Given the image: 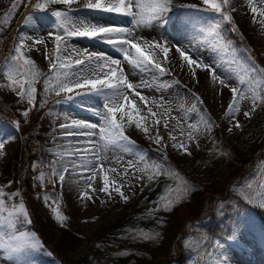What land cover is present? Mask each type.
<instances>
[{"label":"rangeland","instance_id":"374dc122","mask_svg":"<svg viewBox=\"0 0 264 264\" xmlns=\"http://www.w3.org/2000/svg\"><path fill=\"white\" fill-rule=\"evenodd\" d=\"M13 3H17V0H0V46L1 39L7 36L14 25L7 55L0 62V100L8 106V108L0 106V134L2 138H6L4 148L0 149V168L6 163H16L19 159L20 145L14 126L17 122L24 121L26 117L23 112L30 111L32 108L27 103V99L20 101L18 87L16 91L9 87L7 72L11 63L10 58L15 55L12 49L18 45L21 34H28L45 41L44 44H39L43 48H37L31 40H28L29 47L22 49L25 56L34 61L37 70L41 73L34 85L37 90V106L41 107L33 134L37 150L35 153L38 157L28 164V167L33 170L31 175L33 197L25 206L29 214L34 210L33 212L42 218L44 224L39 227L40 231L32 229L27 223L22 226V230L35 233L43 245L42 248H37L32 252L35 264H62L56 256L50 253L43 241L44 239L48 246L54 244L61 233V228H67L74 233L72 255L81 257V264H112L119 258L132 260L135 255H141L143 250L142 246H139L141 243H133L134 241L156 240L160 236V224L167 212L158 205L160 198L168 196L169 190H172L171 195L175 197V190L182 188L185 182L192 186L203 183L202 178H196L192 173L186 176L159 159L158 155L164 154L162 149H170L180 160L185 171L194 172L200 169L202 152L208 148L213 131H217L235 149L244 148L253 143L257 145V149L264 141V104L258 106L248 119L243 116V112L251 108V102L247 99L241 101V112L237 114L236 119L241 123L242 129H236L235 121L230 122L229 119H225V111L231 102L230 88L223 87L218 80L213 81L209 72L203 68H196L195 65L192 69L188 68V65H184L187 62L179 57L178 52H169L168 61L163 63V66L169 70L168 73L158 76L157 80L153 81L152 73H141L134 70L126 61H123L122 55L111 45L98 39L71 37L68 38L69 45L78 50L103 53L106 56L120 59L124 72L132 83L139 84L143 79L153 85L150 88L141 87L137 90L149 98L148 106L157 113L156 117H152L147 112V108L143 106V102L139 101L138 97H132L131 93L129 96L135 99L137 106L141 109V116L147 117V123L152 125L149 135L155 136L158 127L160 135L164 137L162 143L167 144L166 148L158 146L149 139V135L136 129L134 124L127 126L125 134L135 142L136 146L133 152L125 153L116 149L106 153L108 161L105 163V169L109 166L115 167L119 174L101 172L97 169L95 179L86 181V177L91 173L74 167V165H78L79 157L85 155L79 150L86 146L90 147L85 143L88 138L63 136L62 133L65 130L59 128V125L70 124L72 120L99 123V118L95 113L102 109L103 99L89 94L78 96L74 101L65 103L63 102L64 93L56 96L52 92L45 94L43 91L44 80L47 75L51 74L49 57L54 58V35L50 36L49 33L62 34L55 25V18L51 16V12L64 10L68 6L48 4L46 8L41 9L35 4H44L45 0H20L17 9L13 11ZM84 4L76 2L71 6V14L74 18L98 26H131L129 18L115 13L86 9L83 7ZM253 4L257 8H264V0H253ZM185 5H196L197 8L203 10L196 11L184 7ZM227 10L233 17L235 31L239 38H242L257 55V63L264 66V24L260 22L264 20V17L256 14V22H253V13L248 0H231V5ZM6 16L8 23H4ZM170 16V22L165 27L143 28L135 35L148 41L158 40L161 43L168 42L167 40L170 39L174 46H183L188 49L193 58L202 60L204 64H212L219 75H231L232 78L227 81L230 86H239L247 91L249 80L247 67L252 62L243 51V46L236 40L231 30L232 24L220 21L224 39L212 34L210 25L220 20V17L212 9L203 5V0H173V10ZM26 17L32 18L27 24L25 23ZM185 19H190L191 24H183L182 21ZM171 43L168 42L169 45ZM63 55H68V53H63ZM159 55L163 60L162 54ZM75 58L77 57L73 56V59ZM193 69L195 77H193ZM241 76L245 79L244 84H239ZM161 85L170 86L165 88L160 87ZM158 87L160 90H157ZM259 88L264 91V83ZM197 96L202 103L196 99ZM152 98L156 101L163 98L164 105L158 108L151 102ZM57 101L60 102L57 103ZM193 106H195L194 110ZM129 108L130 106H127L125 111ZM165 109H170V112L166 113ZM120 115L118 112V120ZM173 117L179 119V125L177 119ZM208 117H211V122H214L211 130L203 135L194 133L196 141H188L187 133L191 131L188 125L197 124L203 129L202 121ZM156 119L160 120L158 126L154 124ZM165 120L168 123L167 128L164 127ZM124 123L127 125L126 116ZM229 127L232 128L231 132L227 131ZM170 132L177 137V141H183L188 145L191 155L172 147L174 141L169 139ZM92 139L97 140L98 137H92ZM196 142L199 147H196ZM262 149L260 147L258 151ZM139 150H143L144 160L142 161L137 155ZM213 152L212 156L217 160L216 175L224 176L227 170L224 165L226 156L223 153L221 156L217 150ZM114 157H120L119 164L113 163ZM128 161H133L135 167L130 168L128 174L124 175V168L127 167ZM254 161L252 169L245 171L244 175L227 178V183L225 182L227 191L217 195L218 199L210 213L212 215L207 217L201 215L197 219L187 221L188 230L181 238L182 249H170L158 264H211L215 255H222L228 264H264V207L260 206V200L264 199V187H262L264 185V150L254 157ZM154 164L160 165L161 169H167L169 172L161 171L159 175H155ZM65 167L68 172L65 173V181L61 183L57 177L51 175V172L53 169L63 172ZM139 169H144V171ZM41 172L44 173V179H40ZM105 174L109 177L111 197L100 191ZM150 175L154 177L151 180L148 179ZM113 179L116 181L115 185L111 184ZM88 183H91V187H88ZM121 185H123L124 194L129 197L127 201L121 199L120 195L113 190L114 187ZM0 188H3L6 194V203H11L8 200V194L13 192H19V197L14 198L16 201L22 198L19 185L12 178L1 181ZM45 195L49 197L47 203L44 200ZM229 195H231L230 199L234 195L242 198V204L235 205V202L228 201ZM86 196H90L91 199H87ZM22 200L25 204L26 200L24 198ZM226 202L228 206L225 208ZM57 206L66 217L63 224L58 223L54 218L52 209ZM157 207L159 211L149 214L151 209ZM223 211H226L229 217L220 220ZM213 216L217 217L219 228H222L220 235L211 233L207 228V219L210 221ZM126 218H131L130 226L124 232L120 230L109 235L110 240L101 243L100 230L115 219L125 220ZM35 224L37 227L38 223ZM139 232L158 233L159 235L154 239H142L137 236ZM217 241L223 245L222 253L216 248ZM0 264H11V262L0 260Z\"/></svg>","mask_w":264,"mask_h":264},{"label":"snow or ice","instance_id":"6c2138e0","mask_svg":"<svg viewBox=\"0 0 264 264\" xmlns=\"http://www.w3.org/2000/svg\"><path fill=\"white\" fill-rule=\"evenodd\" d=\"M17 3L12 4V10L17 9ZM77 0H45L44 4L36 3L35 6L41 9L47 7L48 4H63L68 6L64 10H55L51 12V16L55 18V25L62 32L57 34L49 33L50 36L54 35L55 48L53 49L54 58L49 57L50 61V75H47L44 80L43 91L45 94L49 92L54 93L56 96L65 94L63 102L74 101L76 97L82 95H95L103 99V107L101 110L96 111V116L99 118V123H89L78 120H72L70 124H60L59 128L64 129L63 136H79L87 137L86 146L82 150L85 155L79 157L80 163L74 165L84 171L91 173L86 177V181H93L96 176L97 169L101 172L117 173V168L109 166L105 169V163L108 161L107 151L120 149L125 153H132L135 142L125 134L127 126L135 125L136 129L142 130L146 135H149L152 125L147 123V117L141 116V109L137 106L134 98L138 97L139 101L143 102V106L147 108V112L156 117L157 113L153 111L149 105V98L141 94L138 88L152 87L153 85L143 79L139 84H134L128 79L125 74L122 62L120 59H115L111 56H106L103 53L87 52V50H78L69 45L68 38L71 37H87L89 39H98L102 42L111 45L118 53L122 55L123 61H126L134 70L141 73H152V80H157L158 76L168 73V69L163 66V63L168 61V54L171 51V46L168 42L161 43L158 40L148 41L143 37L136 36L135 33L143 28H151L153 26L165 27L171 19L170 13L173 10V0H87L83 5L86 9L98 10L105 13H115L122 17L129 18V26H98L96 24L85 23L78 18H74L71 14V6ZM253 13V22H256V14L264 17V8H257L253 4V0H248ZM203 5L212 9L215 14L220 17V20L215 21L210 25V32L217 37L224 39L221 31L220 21L232 24V31H235V24L231 13L227 10L231 5V0H203ZM184 7L201 11L203 9L197 8L196 5H185ZM233 11L235 9H232ZM32 19L31 17L25 18V23ZM8 17H5L4 23H8ZM264 24V20L260 21ZM183 24H191L190 19L182 21ZM31 40L33 45L44 44L45 41L35 38L28 34H21L19 36L18 45L12 49L15 55L11 56V63L7 72L9 87L13 91L19 88L18 96L20 101L27 99V103L33 108L36 107V88L34 85L37 83L40 71L37 70L33 60L27 58L22 49L29 47L27 41ZM69 49H71L69 51ZM205 50H208L205 48ZM175 51L179 53L180 58L187 62L190 69L195 65L196 68H203L207 70L213 81H219L223 87L230 88L231 102L228 104L225 111V119L235 121L234 127L242 129L239 120L236 119L237 114L241 112L240 103L244 100H250L251 108L243 112L245 118L250 119L253 112L261 104H264V91L260 90L259 86L264 83V66L259 65L255 57L252 56L250 50H245L248 59L252 61L248 65L247 72L249 75L247 91L242 90L239 86L232 87L227 81L232 78L231 75L221 76L217 73L216 67L212 64H204L202 60L193 58L189 54V50L183 46H176ZM68 53V55H63ZM159 54H162L163 60ZM47 55V54H46ZM73 56L77 57L73 59ZM215 63V61H214ZM219 66V65H217ZM94 77V78H93ZM193 77H195V70L193 69ZM259 77V78H257ZM179 83V81H176ZM245 79L243 76L239 78V84H244ZM27 85V87H26ZM170 85H161L160 87H169ZM86 91H76V90ZM157 90H160L158 87ZM222 94V93H221ZM197 100L200 98L197 96ZM60 101H57L59 103ZM152 103L156 106L162 107L164 105L163 98L156 101L152 98ZM202 103V100H200ZM41 106H43L41 104ZM130 106L128 111L126 107ZM195 106H193L194 110ZM120 113V119H117V113ZM165 112H170V109H165ZM135 113V115H133ZM23 115L27 117L29 110H25ZM125 116L127 117V125L124 123ZM173 119H177L173 117ZM203 129L197 124H189L188 128L191 129L187 133V140L195 142L196 137L194 133L203 135L205 132L210 131L213 127L211 117L202 121ZM155 125L160 124V120L154 121ZM177 124H180L177 119ZM19 128V122L16 123ZM164 127H168L167 120L164 122ZM98 129V131H97ZM227 131L231 132L232 128L229 127ZM183 135V132L181 133ZM169 139L174 141L173 148L182 150L187 155H191L188 145L183 141H177V137L171 132L168 134ZM92 137H98L93 140ZM151 139L158 146L167 147V144L162 143L164 137L160 135L159 128L157 127L155 136L149 135ZM6 138H2L0 134V149L5 146ZM111 146V149H110ZM196 147H199L196 142ZM159 150V149H158ZM143 150H139L137 155L140 161L144 160ZM166 159V157H165ZM113 163L119 164L120 157H114ZM156 169L155 175H159L161 171L169 172L167 169H161L160 165H153ZM135 167L133 161L127 162V167L124 168V175L128 174L130 168ZM147 167V166H145ZM144 171V169H139ZM68 172L67 167L63 172H57L54 169L51 175L57 177L62 183L65 181V173ZM119 174V173H117ZM149 176L148 179H153ZM40 179H44V173H40ZM112 185L116 184L115 179L111 181ZM91 187V183H88ZM123 185L116 186L113 190L118 193L121 199L127 201L129 199L122 190ZM194 187L187 182L184 183L182 188L175 190L176 196L171 195L172 190H169V195L161 197L157 202L164 210L170 211L176 203H179ZM264 187V185H262ZM100 191L106 193L111 197L110 181L107 174L103 176V187ZM5 192L0 188V260H6L11 264H35L32 257V252L37 248H42L38 237L33 232L22 230V226L31 223V219L27 208L20 198L16 201L14 198L19 197V192L8 194V200L5 202ZM91 199L90 196H86ZM49 197L44 196L45 203L48 202ZM260 206L264 207V199L260 200ZM54 218L58 223L63 224L66 217L59 211L58 206L53 208ZM159 207L151 209L149 214L159 211ZM159 234L155 233H137V236L142 239H154ZM234 238V237H233ZM217 250L222 253L223 245L217 241ZM211 264H228L222 255H215Z\"/></svg>","mask_w":264,"mask_h":264},{"label":"trees","instance_id":"16d2710c","mask_svg":"<svg viewBox=\"0 0 264 264\" xmlns=\"http://www.w3.org/2000/svg\"><path fill=\"white\" fill-rule=\"evenodd\" d=\"M20 18V17H19ZM18 18V19H19ZM14 27V25H13ZM12 27V28H13ZM12 28L6 37L1 39L0 46V61L6 55L9 48V42L12 35ZM236 40L246 50H250L256 62L258 61L256 54L245 43L242 38H239L237 31H233ZM0 106H6L4 101L0 100ZM8 108V106H6ZM41 112L40 107H34L29 112V115L24 122L19 123L17 128L20 136V156L16 163H6L0 168V182L7 178H12L17 181L22 198L28 205L32 199L31 188V174L32 170L28 167V164L32 159L36 157L34 150V142L32 141V131L36 126L38 116ZM256 146L254 143L247 145L244 148L235 149L231 147L217 131H213L211 140L209 141L208 148L202 152V164L198 171L189 172L185 171L180 160L174 156L170 149H165L164 154L159 155L158 158L169 164L170 166L178 169L180 172L189 176L191 173L196 178H202L203 183L194 186L189 191L187 199L182 202L176 203L175 206L167 212L161 225L160 236L156 240H141L134 241L133 243H141L142 254L135 255L132 260L130 259H117L112 264H158L162 257L169 253V249L178 248V239L184 232L185 221L189 217H195L202 210L205 211V215L210 214L213 209L214 201L216 200V194L222 193L225 190V182L227 178H231L236 173L243 172L246 166H251V158L257 154ZM217 150L226 156L224 159V165L226 166V174L224 176H217L215 165L217 160L212 156L213 151ZM166 157V159H165ZM208 194H205L207 193ZM235 202H240L238 197H235ZM183 208V209H181ZM181 209V210H180ZM34 211V210H33ZM31 211L29 216L31 219L30 227L34 230H39L40 226H43L44 221L35 212ZM226 217L223 215L222 220ZM131 218L125 220L115 219L111 221L106 227L100 230L101 243H106L110 239L109 235L116 232L125 231L130 226ZM38 226L36 227V224ZM211 223V222H210ZM209 228L212 232L220 234L218 231L217 222L212 220V224H209ZM106 228V229H105ZM108 229H110L108 231ZM61 233L58 236L54 244L49 245L50 252L56 256L62 264H81V257H74L72 255L71 247L73 245L74 233L67 228H61Z\"/></svg>","mask_w":264,"mask_h":264},{"label":"bare ground","instance_id":"6f19581e","mask_svg":"<svg viewBox=\"0 0 264 264\" xmlns=\"http://www.w3.org/2000/svg\"><path fill=\"white\" fill-rule=\"evenodd\" d=\"M77 2L79 3V4H84V2L86 3L87 2V0H77ZM82 2V3H81ZM169 43H171V41H170V39L169 40H167ZM41 45V44H40ZM39 44H36V45H34L35 47H37V48H43L42 46H40ZM170 46H171V51L173 52H176L175 51V48H176V46H174L172 43L170 44ZM180 57V56H179ZM185 62V61H184ZM184 65H187V64H184ZM186 67V66H185ZM189 68V67H188ZM185 72V71H184ZM191 79V78H190ZM193 80V79H192ZM193 82V81H192ZM230 91V90H229ZM11 143V142H10ZM73 162V161H72ZM68 164V163H67Z\"/></svg>","mask_w":264,"mask_h":264}]
</instances>
